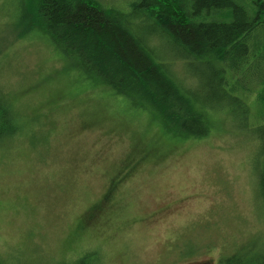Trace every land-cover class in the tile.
Instances as JSON below:
<instances>
[{
  "label": "rangeland",
  "instance_id": "374dc122",
  "mask_svg": "<svg viewBox=\"0 0 264 264\" xmlns=\"http://www.w3.org/2000/svg\"><path fill=\"white\" fill-rule=\"evenodd\" d=\"M130 2L108 6L127 13ZM23 7L0 0V82L38 136L0 152V264H219L263 248L262 123L219 98L213 67L156 39L154 59L212 125L203 138H175L123 97L66 72L63 56L30 37Z\"/></svg>",
  "mask_w": 264,
  "mask_h": 264
},
{
  "label": "trees",
  "instance_id": "16d2710c",
  "mask_svg": "<svg viewBox=\"0 0 264 264\" xmlns=\"http://www.w3.org/2000/svg\"><path fill=\"white\" fill-rule=\"evenodd\" d=\"M108 2L24 0L23 15L30 37L46 40L63 56L66 72L80 73L123 97L172 137L203 138L212 125L195 94L169 65L154 59L157 38L167 40L185 60L213 67L219 98L237 104L244 121H260L264 131V0H131L127 13ZM9 97L0 82V152L26 141L30 133L38 136ZM262 151L259 193L264 204V141ZM109 192L103 195L104 205ZM100 209L94 205L85 224ZM258 245L219 264H264V247Z\"/></svg>",
  "mask_w": 264,
  "mask_h": 264
},
{
  "label": "flooded vegetation",
  "instance_id": "af4514ba",
  "mask_svg": "<svg viewBox=\"0 0 264 264\" xmlns=\"http://www.w3.org/2000/svg\"><path fill=\"white\" fill-rule=\"evenodd\" d=\"M94 218V217H93ZM90 221V220H89ZM97 260H92V264H94ZM98 262V261H97Z\"/></svg>",
  "mask_w": 264,
  "mask_h": 264
}]
</instances>
